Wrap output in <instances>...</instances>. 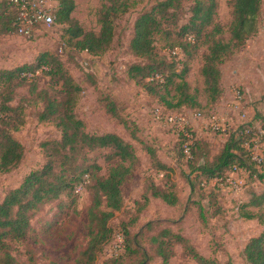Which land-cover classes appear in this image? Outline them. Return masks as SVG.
Masks as SVG:
<instances>
[{
    "label": "trees",
    "instance_id": "obj_1",
    "mask_svg": "<svg viewBox=\"0 0 264 264\" xmlns=\"http://www.w3.org/2000/svg\"><path fill=\"white\" fill-rule=\"evenodd\" d=\"M59 3L57 19L69 21L76 0H59ZM229 3L232 19L227 38L224 25L217 21L218 0H193L188 8L182 0H161L142 11L135 21L129 42L130 50L139 61L129 66V76L149 95L170 108L199 107L198 92L192 91L187 77L199 49L206 45L201 67L204 90L213 103L219 101L224 92L221 64L237 50L246 47V42L259 33L264 8L263 0H230ZM117 12L115 0L110 4L105 1L99 11L101 27L98 32L75 25L67 31L82 51L89 55L103 54L113 45ZM16 19L17 6L13 1L0 0V41L17 33ZM158 35L164 36L169 56L156 44ZM38 72L49 76L44 87H38ZM22 87L37 94L43 103L40 120L53 122L61 136L42 143L44 163L27 173L20 185L8 189L0 200V264H59L54 259L42 261L38 256L32 243L35 234L33 220L47 206L54 208V218L67 216L77 207L80 195L77 188L80 186L89 194L86 225L89 239L73 261L63 264H100L107 247L115 240L117 222L123 234L122 257L127 260L139 258L138 264H145L151 256L161 259L162 264H169L175 256L176 246L182 245L184 252L198 263L218 264L215 259L201 254L184 234L160 220L148 221L140 232L134 231L145 207L128 215L130 211L125 209L123 186L139 160L137 148L117 132L100 133L87 129L86 122L75 111L80 84L66 63L49 51L40 53L33 63L0 69V172L18 167L25 155V146L13 134L25 123L21 101L12 103ZM101 101L137 140V126L123 119L112 97L102 95ZM257 115L255 119L264 120V115ZM251 125H243L238 133H232L222 150L214 155L210 143L194 134L192 158H187L183 151L186 136L178 133L181 138L179 153L186 158L190 169L184 177L191 190L199 184L209 191L205 197L212 201L219 195V188L212 184V179L226 175L234 165L264 181V172L261 171L264 163L260 167L252 161L245 145L251 136L244 129ZM143 144L155 169L164 175L162 182L152 180L145 186V204L150 197H155L176 205L179 201L175 178L177 167L160 159L154 146ZM204 181L206 185H202ZM243 215L264 223V189L254 192L243 204ZM200 216L206 223L202 206ZM51 228L52 224L44 223V231ZM19 245H23V253ZM22 255L25 257L21 258ZM244 256L250 264H264V231L249 239ZM102 264H122V260L110 257Z\"/></svg>",
    "mask_w": 264,
    "mask_h": 264
},
{
    "label": "rangeland",
    "instance_id": "obj_2",
    "mask_svg": "<svg viewBox=\"0 0 264 264\" xmlns=\"http://www.w3.org/2000/svg\"><path fill=\"white\" fill-rule=\"evenodd\" d=\"M105 1L110 4L113 0H76V8L69 21L58 20L52 30L35 35L31 39L16 32L4 37L0 41V69L33 63L36 57L45 51L60 57L80 84L81 90L77 94L75 111L86 122L87 129L90 132H117L137 148L139 160L133 166L130 179L123 186L125 209L130 211L128 215H133L142 206L145 207L133 228L134 231L140 232L148 221L160 220L164 225L184 234L201 254L215 259L218 264H250L244 256V248L250 238L264 231V223L256 218H246L243 215V204L254 192L264 189V181L251 176L248 171L244 176V189L240 192L232 189L219 190V195L212 201L205 197L209 191L199 184L191 190L184 177L190 169L186 158H182L179 153L181 138L178 131L163 120L156 119L154 110L161 107L164 115L184 111L188 116L190 112L199 110L204 113L205 119L217 113L228 118L225 130L219 132L206 128L203 119L190 121V131L210 143L213 155L221 151L230 135L238 133L243 125L249 123V119H254L258 113L264 115V8L260 33L256 38L248 40L246 47L237 50L221 64L224 92L220 100L213 103L204 90V78L201 75L204 53L207 51V46L204 45L192 61L187 77L192 91L198 92L201 106L170 108L149 95L128 73L129 66L139 61L129 48L135 21L142 11L161 0H115L118 12L114 16L113 45L103 54L89 55L79 49L76 39L67 30L75 25L98 32L101 27L98 20L99 11ZM218 1L217 21L224 25V36L227 38L232 7L230 0ZM182 2L185 8H188L193 0ZM156 44L164 53L169 54L163 35L157 36ZM177 69H181V66ZM37 75L38 87L47 85L49 76L41 72ZM236 90L242 92V107L239 112L228 113L226 108L232 103ZM102 95L111 96L118 104L123 119L137 126V140L130 136L122 121L106 110L101 101ZM19 101L24 108L25 123L13 134L25 146V155L18 167L6 173L0 172V200L8 189L19 186L27 173L44 163L42 143L61 136L53 122L40 120L39 113L43 103L36 93H31L27 87L19 88L12 103L18 104ZM143 142L154 146L160 159L177 167L175 178L179 201L176 205H169L155 197H150L145 204V186L152 180L162 182L164 175L155 169ZM77 190L80 194L77 207L67 216L54 218V208L47 206L33 220L35 234L32 243L42 261L54 259L59 264L70 263L88 242L86 225L89 194L82 186ZM200 206L204 208L206 223L201 219ZM117 220L120 221V218ZM44 223L52 224V228L44 231ZM116 228L117 234L122 233L118 222ZM117 239L116 236L114 242L107 247L103 260L120 257L122 264H138L139 258L127 260L122 257L124 246L120 245ZM19 249L23 253V245H19ZM175 251V256L169 264H200L184 252L182 245H177ZM24 257L25 255H22L21 258ZM145 264L162 262L161 259L150 256Z\"/></svg>",
    "mask_w": 264,
    "mask_h": 264
},
{
    "label": "built area",
    "instance_id": "obj_3",
    "mask_svg": "<svg viewBox=\"0 0 264 264\" xmlns=\"http://www.w3.org/2000/svg\"><path fill=\"white\" fill-rule=\"evenodd\" d=\"M17 6V34L31 39L40 32L52 30L57 24V10L59 8V0H12ZM242 92L236 90L234 99L230 105L227 106L228 113L239 112L241 109ZM156 119L163 120L166 124L177 129L178 133H183L186 136L184 143V154L187 158H192L191 145L194 142V133L190 131L189 124L191 120H202L206 128L213 131H223L226 128V121L228 118L221 115L213 114L211 117L206 118L202 111L196 110L190 112L188 116L186 112H170L164 115L161 107H156L154 110ZM2 112L0 110V117ZM251 126H246L244 131L250 137L245 145L250 152V158L258 166H262L264 163V120L249 119ZM264 172V170H261ZM247 171L234 165L232 169L224 176L215 177L212 179V184L219 188L221 191L226 189H232V191L240 192L245 186V174ZM204 181L202 185H206ZM117 240L120 245H123V234L118 233Z\"/></svg>",
    "mask_w": 264,
    "mask_h": 264
},
{
    "label": "crops",
    "instance_id": "obj_4",
    "mask_svg": "<svg viewBox=\"0 0 264 264\" xmlns=\"http://www.w3.org/2000/svg\"><path fill=\"white\" fill-rule=\"evenodd\" d=\"M259 33H260V32H259ZM259 33H258V34H259ZM258 34H257V35H258ZM257 35H256V36H257ZM256 36H255V38H256Z\"/></svg>",
    "mask_w": 264,
    "mask_h": 264
}]
</instances>
